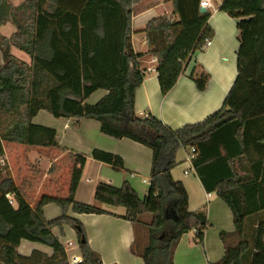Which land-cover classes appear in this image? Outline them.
<instances>
[{
    "label": "trees",
    "instance_id": "obj_1",
    "mask_svg": "<svg viewBox=\"0 0 264 264\" xmlns=\"http://www.w3.org/2000/svg\"><path fill=\"white\" fill-rule=\"evenodd\" d=\"M137 1L25 0L13 6L10 0H0V25L11 22L16 28L10 37L0 34V157L10 143L57 144L54 128L32 122L39 110L55 118L94 119L102 133L149 147V187L143 198L124 181L118 187L98 182L94 199L124 207L120 217L134 229L131 252L144 264H174L181 235L194 231L193 241L202 243L208 227L205 208L189 211L184 185L170 173L177 164L176 151L194 147L195 174L205 191L216 192L227 204L235 226L232 232L219 233L224 252L209 264H231L238 254L240 264H264V0L221 2L218 9L235 19L238 30L235 79L217 111L175 129L150 113L135 112V90L145 74L139 59H155L159 89L166 94L205 40L212 38L210 13H200V0H170L172 12L149 19L142 29L147 51L135 53L131 18ZM12 46L24 51L30 62L15 57ZM189 76L199 90L209 79L200 67ZM99 89L107 93L87 103ZM70 156L67 196L42 195L34 206L22 197L7 167L0 166V264H69L52 232L64 224L77 235L82 258L77 264H102L88 246L82 224L67 215L69 207L76 213L106 212L74 199L86 158ZM91 156L123 168L122 158L114 153L93 149ZM47 203H55L61 214L46 219L42 207ZM145 213L151 215L147 223L140 220ZM140 228L144 240L138 236ZM22 239L47 245L52 254L34 250L22 256L17 252ZM243 243L247 246L241 251Z\"/></svg>",
    "mask_w": 264,
    "mask_h": 264
},
{
    "label": "crops",
    "instance_id": "obj_2",
    "mask_svg": "<svg viewBox=\"0 0 264 264\" xmlns=\"http://www.w3.org/2000/svg\"><path fill=\"white\" fill-rule=\"evenodd\" d=\"M24 1L10 0L13 6ZM222 1L213 0L215 8L207 9L210 13L208 25L213 30L210 44L194 54L174 86L166 94L162 95L159 89L155 59L149 55L139 59V66L145 74L135 90L134 110L138 115L150 113L175 129L185 124L202 121L221 107L236 76V52L239 45L235 19L218 9ZM171 12L170 0H138L133 4L131 43L135 53L147 51L148 47L142 31L145 23L155 16ZM15 29L11 22H6L0 25V34L10 37ZM10 51L15 57L26 63L30 62L29 56L15 46H12ZM2 61L0 51V65ZM197 67L202 68L209 75L203 90H199L189 76L192 69ZM106 93V90L99 89L90 95L86 102L95 103ZM32 122L54 128L57 132V144L45 147L10 143L7 147L4 146L8 171L22 197L30 206H34L42 195L65 198L73 166L70 155L85 156V162L80 167L74 199L98 206L106 212L76 213L69 207L67 215L82 224L86 242L90 249L99 255L102 264H144L140 256L131 252L134 229L128 220L120 217L125 212L124 207L98 203L94 199V188L98 182L118 187L127 181L138 196L143 198L149 187L151 149L126 137L114 138L102 133L99 122L94 119L55 118L46 110H39L32 118ZM93 149L120 156L123 160V168L117 170L109 164L94 159L91 156ZM188 153L189 148H179L176 151L177 164L170 173L174 180L184 185L188 196V210L205 208L208 227L204 232L202 243L193 241L194 231L182 234L173 252V262L174 264H209L220 259L224 252L219 233L232 232L235 226L227 204L216 192L205 191L193 167L186 163ZM33 154L37 157L33 158ZM32 160L43 164V168H38ZM185 169L188 170L187 174L184 173ZM42 211L48 220L61 214L60 208L55 203L45 204ZM243 223L244 220L240 219L238 225L241 231ZM52 232L62 243L67 259L70 256L69 251L76 249L78 252L72 255L81 257L77 235L71 226L64 224L61 229L53 227ZM72 240L76 242L75 245ZM246 246L247 244L243 243L241 251ZM34 250L46 255L52 254L49 246L26 239H22L17 247V252L22 256H29ZM231 264H240L239 254Z\"/></svg>",
    "mask_w": 264,
    "mask_h": 264
},
{
    "label": "built area",
    "instance_id": "obj_3",
    "mask_svg": "<svg viewBox=\"0 0 264 264\" xmlns=\"http://www.w3.org/2000/svg\"><path fill=\"white\" fill-rule=\"evenodd\" d=\"M199 7H204V8H206V10L207 9H214L215 8V4L213 3V0H200ZM209 44H210V39H206L204 44L202 45L201 49L206 48ZM194 156H195V149H194V147H190L189 148V153L187 154V157H186V163L190 167H192L191 161L194 158ZM0 166L1 167L6 166V164H5V156L0 157ZM184 173L187 174L188 170L185 169ZM58 178H60V176H58ZM8 197H10V196L8 195ZM67 260H68L69 264H77V263L81 262L82 258L80 256H77V255H70Z\"/></svg>",
    "mask_w": 264,
    "mask_h": 264
},
{
    "label": "rangeland",
    "instance_id": "obj_4",
    "mask_svg": "<svg viewBox=\"0 0 264 264\" xmlns=\"http://www.w3.org/2000/svg\"><path fill=\"white\" fill-rule=\"evenodd\" d=\"M135 42L137 43V37L135 38ZM5 147H7V145H5ZM4 156V155H3ZM32 157L33 158H36L37 157V155L36 154H33L32 155ZM32 163L33 164H35L38 168H43V164H38V163H35V161H33L32 160ZM5 164H6V167H7V169H8V162H7V157L5 156ZM33 169V168H32ZM31 170V169H30ZM142 222H144V223H147V222H149V220H150V214L149 213H147V214H145V215H143L142 216V218L140 219ZM142 235V236H141ZM145 232H143V231H141V228H140V230L138 229V236L141 238L142 237V239L144 240V238H145ZM139 238V239H140ZM64 240V239H63ZM74 245L76 244V242L74 241V240H72L71 241ZM78 252V250L76 249V250H73V251H69V254L70 255H72L73 253H77Z\"/></svg>",
    "mask_w": 264,
    "mask_h": 264
},
{
    "label": "water",
    "instance_id": "obj_5",
    "mask_svg": "<svg viewBox=\"0 0 264 264\" xmlns=\"http://www.w3.org/2000/svg\"><path fill=\"white\" fill-rule=\"evenodd\" d=\"M199 11H200V13H205L207 10L204 7H199Z\"/></svg>",
    "mask_w": 264,
    "mask_h": 264
}]
</instances>
